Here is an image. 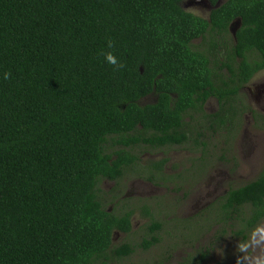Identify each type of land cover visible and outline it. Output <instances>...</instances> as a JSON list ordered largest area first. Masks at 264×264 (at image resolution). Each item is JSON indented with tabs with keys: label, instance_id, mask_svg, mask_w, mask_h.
<instances>
[{
	"label": "trees",
	"instance_id": "16d2710c",
	"mask_svg": "<svg viewBox=\"0 0 264 264\" xmlns=\"http://www.w3.org/2000/svg\"><path fill=\"white\" fill-rule=\"evenodd\" d=\"M182 1L0 0V264H111L158 242L150 201L146 235L125 241L134 209H117L121 192L105 207L97 184L118 183L135 145H205L188 134L195 113L232 130L241 88L264 69V0H226L208 18ZM220 201L254 228L264 168Z\"/></svg>",
	"mask_w": 264,
	"mask_h": 264
},
{
	"label": "rangeland",
	"instance_id": "374dc122",
	"mask_svg": "<svg viewBox=\"0 0 264 264\" xmlns=\"http://www.w3.org/2000/svg\"><path fill=\"white\" fill-rule=\"evenodd\" d=\"M240 23L231 25L228 40L235 36ZM193 43L197 48L201 40L194 39ZM211 60L216 62V56ZM239 97L243 102L234 104L238 120L232 130H222L210 118L204 120L195 113L188 134L197 138L198 132L202 133L198 141H205V145L194 146L193 141L169 149L135 145L131 148L137 155L135 165L125 168L118 183L99 181L97 194L105 207L111 205L109 192L116 190L125 201L117 209L126 205L134 209L133 232L124 234L123 240L139 242L151 222L142 217V202L137 197L149 198L154 220L161 224L155 245L145 251L137 248L134 254L111 264H257L264 260V219L244 231L246 225L235 213L226 219L220 209V197L229 188L254 180L264 168V69L241 88ZM151 99L147 97L142 103ZM217 108L215 99H210L204 111L214 113ZM159 159H167L162 182L153 176L151 168ZM246 207L243 217L249 213Z\"/></svg>",
	"mask_w": 264,
	"mask_h": 264
},
{
	"label": "flooded vegetation",
	"instance_id": "af4514ba",
	"mask_svg": "<svg viewBox=\"0 0 264 264\" xmlns=\"http://www.w3.org/2000/svg\"><path fill=\"white\" fill-rule=\"evenodd\" d=\"M226 0H183L182 1V6L183 7H186L188 6L189 8L193 9V11L191 10H188L189 12H192L194 13L195 15H198V16H201V17H204V18H208L210 12L215 8V7H218L220 5H222L223 3H225ZM187 9V8H186ZM198 9V10H197ZM151 97L152 101L150 103H154L156 102V96L155 95H151L149 96ZM209 101V100H208ZM208 101L205 103L204 107L206 106V104L208 103ZM147 103V102H146ZM217 103V102H216ZM218 105V104H217ZM218 109V108H217ZM185 119V118H184ZM188 119V118H186ZM138 128H141V125H137ZM150 131H142V133H149ZM139 145V144H138ZM147 146H149L148 144H146ZM155 147H163V148H171L170 145L168 146H155ZM131 153L135 154V152L132 151V149H128ZM137 157V155H136ZM115 158V157H114ZM137 160V158H136ZM162 159H159V160H156V161H160ZM136 162V161H135ZM135 162L131 165H135ZM166 162H167V159H166ZM165 162V163H166ZM153 169V176H155L156 178H158L161 182L164 181V178L161 177V172L157 171L153 166L151 167ZM171 178V176H168ZM107 179L103 178L101 181L104 182L106 181ZM110 181L111 183H114L115 181L113 180H108ZM149 182V181H148ZM150 184H152V182H149ZM118 191L116 190H112L111 192H109V197H110V200L113 201V202H116L117 201V195H118ZM121 198H123V194L120 195ZM133 197V195H132ZM137 200L141 201L142 202V205L145 206L147 204H149V198H140V197H137L136 198ZM112 208V204L109 206L108 209ZM133 218V214L131 216V219ZM145 218V217H144ZM132 229H133V226H132ZM120 232V231H119ZM116 233V232H115ZM114 233V234H115ZM122 234H125L124 232H120ZM117 238V236H115Z\"/></svg>",
	"mask_w": 264,
	"mask_h": 264
},
{
	"label": "clouds",
	"instance_id": "9594fccd",
	"mask_svg": "<svg viewBox=\"0 0 264 264\" xmlns=\"http://www.w3.org/2000/svg\"><path fill=\"white\" fill-rule=\"evenodd\" d=\"M107 60H108L110 63H112V64H116V63H117L116 59H115L112 55H108V56H107Z\"/></svg>",
	"mask_w": 264,
	"mask_h": 264
},
{
	"label": "water",
	"instance_id": "95a60500",
	"mask_svg": "<svg viewBox=\"0 0 264 264\" xmlns=\"http://www.w3.org/2000/svg\"><path fill=\"white\" fill-rule=\"evenodd\" d=\"M235 22H238V23H240V19L239 18H235V19H233L232 20V22L230 23V29H231V25H233Z\"/></svg>",
	"mask_w": 264,
	"mask_h": 264
}]
</instances>
